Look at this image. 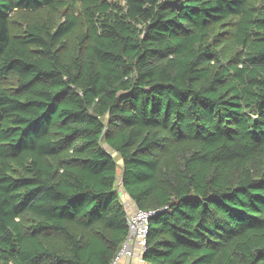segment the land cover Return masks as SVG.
<instances>
[{
	"label": "trees",
	"instance_id": "obj_1",
	"mask_svg": "<svg viewBox=\"0 0 264 264\" xmlns=\"http://www.w3.org/2000/svg\"><path fill=\"white\" fill-rule=\"evenodd\" d=\"M123 2L0 0V264H111L118 172L142 264H264V0Z\"/></svg>",
	"mask_w": 264,
	"mask_h": 264
},
{
	"label": "built area",
	"instance_id": "obj_2",
	"mask_svg": "<svg viewBox=\"0 0 264 264\" xmlns=\"http://www.w3.org/2000/svg\"><path fill=\"white\" fill-rule=\"evenodd\" d=\"M120 200L122 201L125 209L129 210L128 198L125 192H118ZM155 215L154 211H128L127 216V229L128 236L122 243L117 255L111 264H131V260L137 256L142 258L146 250V240L149 231V222Z\"/></svg>",
	"mask_w": 264,
	"mask_h": 264
},
{
	"label": "rangeland",
	"instance_id": "obj_3",
	"mask_svg": "<svg viewBox=\"0 0 264 264\" xmlns=\"http://www.w3.org/2000/svg\"><path fill=\"white\" fill-rule=\"evenodd\" d=\"M108 1L111 2V3L117 4V5H120V6L124 5L123 0H108ZM17 17H18V21L19 22L15 23L14 28H17L20 24H22L24 22L27 23V22L36 21V20H39V21L41 20V21H46V22H48V21L49 22H56V21L60 22V20H61L60 18H58L57 14L50 13L48 11L47 12L46 11H41V12H38V13H24V12H22V13L16 14L15 18H17ZM21 20H22V22H20ZM18 29H19V27H18ZM72 44H75L74 39H71L69 41V45H71V47H70L71 49L74 48ZM65 57H63V58H65ZM115 161L118 163L117 157H115ZM118 182H119V172H118V176H117L116 185L118 187L119 192H122L121 189L118 186ZM135 210H137V209L132 207V206H130L128 211L131 212V211H135Z\"/></svg>",
	"mask_w": 264,
	"mask_h": 264
},
{
	"label": "crops",
	"instance_id": "obj_4",
	"mask_svg": "<svg viewBox=\"0 0 264 264\" xmlns=\"http://www.w3.org/2000/svg\"><path fill=\"white\" fill-rule=\"evenodd\" d=\"M119 188L121 189V191L123 192V189L119 186ZM117 191L119 192L118 190V187H117ZM128 204H129V207L132 206L135 208V206L133 205V203L128 199ZM131 264H142L141 262V259H139L137 256H135V258L133 260H131Z\"/></svg>",
	"mask_w": 264,
	"mask_h": 264
}]
</instances>
